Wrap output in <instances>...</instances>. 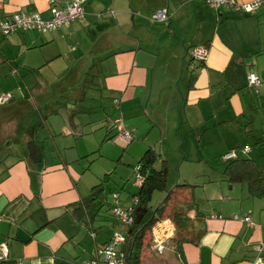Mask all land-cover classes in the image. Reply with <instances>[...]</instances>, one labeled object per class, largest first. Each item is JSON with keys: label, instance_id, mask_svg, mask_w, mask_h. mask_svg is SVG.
I'll use <instances>...</instances> for the list:
<instances>
[{"label": "crops", "instance_id": "obj_1", "mask_svg": "<svg viewBox=\"0 0 264 264\" xmlns=\"http://www.w3.org/2000/svg\"><path fill=\"white\" fill-rule=\"evenodd\" d=\"M53 1L0 0V87L3 90L0 96L13 95L12 102L0 104V109L9 103L18 114V104L30 106L31 89L38 87L36 83L30 88L29 83L33 82H25L28 93L15 85L30 76L29 73L60 72V67L69 66L84 54H79L80 48L75 44L68 46L66 54L63 47L67 41L97 42L93 45L101 48L96 51L97 59L88 61L91 67L87 75L101 76L96 89H104V101L115 109L111 115L105 113L107 134L101 145L116 134L118 142L124 140L113 124V120L121 118L132 137L127 140L123 153L132 158L129 163L133 176L139 160L149 149L159 153L169 169L177 162L168 157L171 148L177 151L179 139L182 146L192 142L184 138L189 130L200 132L199 144L209 131L220 132V128L232 129L231 135L236 136L233 142L239 141L220 155L219 165H223L218 168L220 176L202 183L197 178L193 183L188 175L183 182L177 179L175 184L185 185L177 188V207L187 209L194 197L197 206L188 211L190 218L202 217L200 220L205 222L206 230L199 242L176 246L169 238L164 257L150 245L143 253L141 264H264V197L253 196L245 182L230 184L223 174L231 160L226 154L233 150L238 156L256 160L264 168V86L253 87L248 83L250 74L264 80V0L253 12L218 9L205 0H86V14L81 21L51 32L3 33L2 22L19 12L51 19ZM160 9L167 11V20L151 17ZM84 33L87 38L83 37ZM99 37L103 38L100 42ZM83 47L89 49L87 44ZM198 47L207 49L205 59L194 56L193 51ZM187 56L190 59L186 66ZM12 61L22 67H14ZM94 66L99 68L97 73ZM7 68L11 77L7 76ZM193 73L196 78L192 83ZM45 78L50 77L41 79ZM74 98L67 101V112L72 130L78 131V123L70 117L74 107L77 109L72 103ZM103 104L107 112L109 108ZM116 112L128 118L114 116ZM219 113L225 119H220ZM13 114L0 113V119L9 123ZM141 116L151 123L150 130L147 127L141 131ZM41 118L42 121L29 125L32 127L27 132L20 130L18 119L5 131L6 138L12 139L23 132L24 149L22 155H0V245H8L10 259L15 264L18 261L82 264L110 240L116 227L110 210L114 198L106 194L114 182L115 171L110 173L105 193L93 196L97 185H93V180L90 188L88 183L82 188L84 170H90L93 161L83 166L82 160L89 159L101 148L79 150L70 141L73 131L67 126L58 131L48 126L45 116ZM184 129L187 131L183 134ZM12 133L18 134L12 136ZM31 140L36 143L40 162L29 155L27 143ZM244 147H249V151L244 152ZM155 166L159 169L162 164ZM171 176L172 173L169 179ZM201 176L198 173L197 177ZM225 183L229 190L224 188ZM140 186L134 179L133 191L122 189L120 205H130L131 194L137 193ZM197 186H204L206 194L197 195ZM198 200L204 203L200 206ZM171 224L174 225L168 218L158 226L169 229Z\"/></svg>", "mask_w": 264, "mask_h": 264}, {"label": "rangeland", "instance_id": "obj_2", "mask_svg": "<svg viewBox=\"0 0 264 264\" xmlns=\"http://www.w3.org/2000/svg\"><path fill=\"white\" fill-rule=\"evenodd\" d=\"M113 33L116 34L115 32ZM113 33H111V35H114ZM83 37L87 38L88 35L84 33ZM101 40H103V38H100V40L98 41L100 42ZM95 43L97 42L91 43L90 39L88 41H85L83 39L80 41V43L77 40H72L70 42L67 41L66 45L63 47V50L66 54L68 53V46L75 44L80 48L79 54L84 52V54H82L83 56L81 55L78 59L75 60L74 63H70L69 66L60 67V69L62 70L60 72L56 71L55 73H53L52 71L51 73L48 70L45 74H43L39 70H36L33 73H29L30 76L25 77L23 80L15 84L25 88L27 93L28 88L26 87L25 82H33L29 83L30 88L34 87L35 83L36 87H38L34 90L31 89L33 91V96L29 100V107L25 104H18V114L15 110L12 109L13 107H11V105H8L12 101H9L8 104L2 105V110L0 109V113L2 115L8 113L14 114L10 117L11 122L9 123H6L4 122V120L0 119V155H2V157L6 156L7 154L22 155L24 149L21 146L24 140L23 132L20 131V136L14 139H12L11 137L6 138L5 136V131L10 129L14 119H18L17 124H20V130L22 128L26 132L32 127H28L29 125L33 123L35 125L37 122H40L39 120L42 121V116L46 117L44 120H47L46 122L48 126L52 125L58 131H60L62 127L65 128L66 126L70 131H73V127L70 126L69 122V114L67 112L69 102L67 101L71 99V97H76L74 98V100H72V103L74 102L76 104L75 106L77 107V109L75 110L74 107V111L70 112V117L78 123L77 127H79V130L73 131L74 135H72L70 141L71 143L76 144L79 147V150L81 148H87L94 151L101 148L99 152H94V154H91L89 159L84 158V160H82L83 166L87 165L90 161H93L91 163L90 170H84V173L86 175L85 179L83 180L84 182H82V188H84V185L86 183H88L90 188V183L92 180L94 181L93 185L101 183L106 174H110L115 171L113 173L114 182H112L110 186H108L106 192V194H109V196L113 199L115 194H119L120 192H122L124 186L125 191L134 190V179H136V174L134 170L133 176V169L132 167H130L129 162L132 160V158H129L128 153H123V148L126 147L127 140L124 139L126 142L124 140H120L118 142L119 137L116 134V136L112 140L107 141L104 145H101L104 142L105 136L107 134V122L105 120L106 114L109 112V114L111 115L113 110L115 109L112 105L110 106V102L108 103L104 101V89H96L101 77L98 76L97 73V70H99L98 66L92 67L96 70L97 77L94 76L95 73L87 75V73H90V69L88 68L91 67V64H88V61L90 60L91 62L92 58L96 60V51L101 48L100 46L93 45ZM83 44H87L89 49L85 50ZM74 55L78 56L76 53ZM186 58H188L186 62L187 66L190 58L189 56H187ZM12 63L14 67H22L21 64H16L14 63V61H12ZM185 69L187 70L186 67ZM7 71V76L11 77V75L9 74V68H7ZM44 76H49L50 78H48V80L46 78L45 80L41 79ZM16 90L18 91V94H21L20 89L17 88ZM2 91L3 90L0 87V93ZM18 96L20 97V95ZM212 102L215 103L213 99ZM103 103H106L105 107L109 108L107 112H104ZM32 105H35L34 110H32L31 108ZM212 105L214 107L217 106V104ZM216 110L218 109L215 108V111ZM116 115L118 117H123V119L128 118V116H124V114L120 115L119 112H116V114H114V116ZM223 117H225L224 114L219 113V118L225 119ZM140 118L141 121L139 122L141 124V131L144 132L147 127L150 130L152 127L151 123L146 119L145 116H141ZM207 118L209 117L206 116V119ZM2 126H4L3 128L5 129H3ZM14 126L15 125H13V130ZM186 131L187 130L184 129L183 134ZM194 131L195 130H189V133L184 136L185 139H190L192 142L186 143L182 146L179 145V139L178 144L176 145L177 151L175 150V147H173L168 154V157L172 158L174 161L177 159V162L175 164H171L172 167L170 166V168L168 169L169 174L172 173V176L169 179L168 186H174L175 184H177V179L180 180V182H183V180L188 175L193 179H191V182L193 183H196L197 178H199V181H201L199 183H202L208 182L209 179H214V177L217 175L220 176L219 172L221 171H218V168L223 167V165H219V163L221 162L220 155L225 149L227 150V148L239 142H233L236 139V136L235 133L231 135L232 129L227 130L225 128H220V132L218 130L215 132L209 131V133H207L206 136L202 138V141L199 144L198 139H201V134L200 132ZM17 134L18 133H12V136H16ZM182 141L183 139L181 138V144H183ZM248 143H250V145H253V143L251 142ZM162 155L164 156V154ZM262 158L264 159V157ZM198 173H201V175L203 174V176L197 177ZM219 182L220 181L217 182V185L220 186ZM226 183L223 186H225L224 188H227V190H229V185ZM203 188L204 186H197L195 188V193L200 196L202 194L205 195L206 192ZM157 194L154 197V204H157L162 199L164 201L165 199L164 195ZM198 203L201 206L204 201L198 200ZM51 214H53V212H51ZM164 218L168 219V216ZM162 257H164V255H162ZM146 262L150 263L148 261Z\"/></svg>", "mask_w": 264, "mask_h": 264}, {"label": "trees", "instance_id": "obj_3", "mask_svg": "<svg viewBox=\"0 0 264 264\" xmlns=\"http://www.w3.org/2000/svg\"><path fill=\"white\" fill-rule=\"evenodd\" d=\"M195 78L196 74L193 73L191 76L192 83ZM118 133L120 134L119 129ZM27 146L29 155L33 157L34 160L40 162V155L36 143L31 140L27 143ZM159 162H161L162 166L157 169L155 165ZM137 166L140 167L138 171L143 177V182L137 193L131 194V204L135 197L138 198V202L133 207V222L125 228L124 233L126 241L122 247L128 259V264H141L143 253L145 251L147 252L150 248L155 225L166 216H168L176 226V232L173 237H171L173 245L179 246L183 243L197 244L206 230L205 222L200 220L202 217L195 220L190 218V212L188 211L193 208L196 209L197 206L194 197L189 201V207L187 209L182 210L183 208L181 206L177 207L179 204V200H177V188L184 187L185 185L178 184L173 187L168 186L169 172L167 161L163 159L159 153L149 149L141 157ZM223 174L230 184L245 182L253 196L264 197V168L256 160L237 156L227 163ZM110 178V174L105 175L101 183L94 187L93 196L105 193L106 183H110ZM123 189H125V187H123ZM157 193L164 195L165 199L164 201L162 199L157 204H154V197ZM115 195H118V205L120 206V195ZM115 195L113 206L110 209L112 217V208L116 205ZM105 197L106 196H104V198ZM121 206L123 205L121 204ZM81 213L83 212H80V214ZM114 224L117 225L115 219ZM116 229L117 227L113 229L112 233ZM106 243L107 242L100 245L98 249ZM98 249H96L92 258L98 259ZM163 253L164 251L159 254L162 255ZM0 264H15V261L13 259H8L1 261Z\"/></svg>", "mask_w": 264, "mask_h": 264}, {"label": "built area", "instance_id": "obj_4", "mask_svg": "<svg viewBox=\"0 0 264 264\" xmlns=\"http://www.w3.org/2000/svg\"><path fill=\"white\" fill-rule=\"evenodd\" d=\"M86 0H68L62 3L61 0H54L52 6L53 16L49 20H44L38 14H27L24 12L16 13L6 18L2 24V31L4 34L15 33L17 31H39L51 32L59 29L63 25H68L76 21H81L85 17L84 3ZM206 3L218 9L222 7L229 8L241 12H253L259 9L263 0H255L251 2H240L238 0H205ZM57 3V4H56ZM151 17L155 20H167L168 13L165 9H160L152 13ZM195 57L205 59L207 49L205 47L195 48L193 51ZM250 86H264V80H261L255 74H250L248 78ZM12 93H5L0 96V104L6 103L12 99ZM115 128L120 130L121 136L130 140V133L125 130L121 118L113 121ZM249 147H244L243 151H249ZM238 156L237 151H231L226 154V158L233 159ZM139 166L135 168L136 180L142 184L143 177L139 173ZM116 205L112 208V214L117 221V229L112 233L110 240L97 250L98 259L91 258L82 264H128V259L122 250L126 241L125 228L133 222L132 211L134 205L138 202L135 197L132 204L129 206H119L118 195H115ZM244 220L249 221V217H244ZM153 229V237L151 241L152 248L159 253L165 250L166 243L174 234V225L171 224L169 229L158 226ZM10 259V251L7 244L0 245V262ZM16 264H22L18 261Z\"/></svg>", "mask_w": 264, "mask_h": 264}]
</instances>
